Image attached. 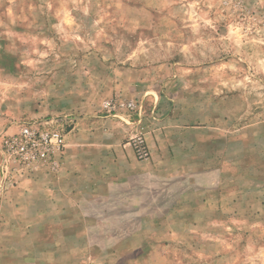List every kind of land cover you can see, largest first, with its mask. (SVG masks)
Instances as JSON below:
<instances>
[{"label":"rangeland","instance_id":"374dc122","mask_svg":"<svg viewBox=\"0 0 264 264\" xmlns=\"http://www.w3.org/2000/svg\"><path fill=\"white\" fill-rule=\"evenodd\" d=\"M132 62L183 120L218 128L222 176L219 195H204L206 221L86 247L65 225L55 238L35 208L0 203V264H264V0H0V201L19 199L12 190L42 170L8 157L4 141L26 124L68 131L86 99L130 101L90 88L110 87L99 73Z\"/></svg>","mask_w":264,"mask_h":264},{"label":"crops","instance_id":"0c3cea01","mask_svg":"<svg viewBox=\"0 0 264 264\" xmlns=\"http://www.w3.org/2000/svg\"><path fill=\"white\" fill-rule=\"evenodd\" d=\"M150 73L140 71L134 62L111 74L100 72L101 79L110 77L112 85H94L90 94L110 97L118 93L135 101L137 111L109 115L102 104L94 108L86 99L65 132L67 147L56 156L58 168L36 172L35 180L21 179L12 190L19 199L0 201L3 208H35V219L53 225L55 238L59 239L61 225H65L67 240L82 239L86 247L92 246L89 241L93 239L111 238L120 245L124 238L173 236L179 226L205 222V209L214 206L204 195H219L222 176L219 164L213 165L219 159L214 149L219 143L218 128L215 122L199 123L197 116L183 120L163 88L142 85L141 76L154 78ZM135 133L146 137L149 160L139 161L130 147L129 139ZM6 220L28 222L25 216ZM108 224L119 226L103 235V230L107 232L103 225ZM130 224L136 228L125 233L123 225ZM75 226L83 230H73Z\"/></svg>","mask_w":264,"mask_h":264},{"label":"built area","instance_id":"2783aa9c","mask_svg":"<svg viewBox=\"0 0 264 264\" xmlns=\"http://www.w3.org/2000/svg\"><path fill=\"white\" fill-rule=\"evenodd\" d=\"M102 109L109 115L121 116L123 112L133 113L138 105L133 100H124L119 96L103 101ZM50 123L41 127L37 123L23 125L17 135L4 141V149L8 157L15 162L23 163L38 169L58 168L56 156L64 152L67 147L66 135L62 129L48 128ZM129 145L133 149L139 161L151 158V151L146 137L141 133H135L129 139Z\"/></svg>","mask_w":264,"mask_h":264}]
</instances>
